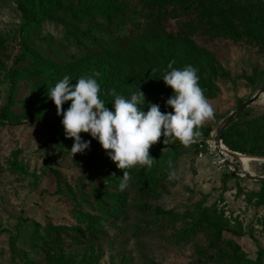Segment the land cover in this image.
<instances>
[{
	"label": "rangeland",
	"instance_id": "rangeland-1",
	"mask_svg": "<svg viewBox=\"0 0 264 264\" xmlns=\"http://www.w3.org/2000/svg\"><path fill=\"white\" fill-rule=\"evenodd\" d=\"M61 18L60 13L50 11L42 23L24 28L16 1L0 0V37L8 44V51L0 58V113L5 111L11 120L23 119L18 125L0 124V264L77 263L97 258L98 264H246L257 261L260 252L264 264L261 187L224 163L214 142L228 116L264 89V57L247 46L227 43H217L210 51L219 73L224 70L228 74V79H218L215 97L208 100L214 119L200 128L201 133L210 129L212 137L205 143L196 138L186 146L170 183L150 202L145 219L141 223L136 216L119 220L95 245L79 247L66 240V251L52 248L46 234L49 226H78L76 214L82 203L72 197L80 200V182L86 172L76 165L79 153L73 157L70 153L74 140L62 145L52 138L45 125L47 103L40 104L33 97L34 91L43 92L52 80L18 81L14 85L9 80L15 55L25 42L46 58L70 59L75 45L57 23ZM95 61L90 56L88 68H77L60 80L69 76L75 84L81 77L92 76ZM187 62L178 60L174 68L183 69ZM110 68L105 74L118 81L122 75L116 76ZM84 71L88 73L82 76ZM60 80L53 81L51 89ZM263 114L264 94L234 121L245 122ZM29 117L43 121L32 122ZM242 156L248 159L245 165L233 157L228 159L239 169L264 176V157ZM52 170L62 175V187ZM82 205L81 210L94 212ZM156 210L171 212L175 221L168 215L155 217ZM199 225L190 240H179L185 231ZM134 226L149 228L152 234L140 238L131 232Z\"/></svg>",
	"mask_w": 264,
	"mask_h": 264
},
{
	"label": "trees",
	"instance_id": "trees-1",
	"mask_svg": "<svg viewBox=\"0 0 264 264\" xmlns=\"http://www.w3.org/2000/svg\"><path fill=\"white\" fill-rule=\"evenodd\" d=\"M25 20L24 28L42 23L50 11L58 12L62 18L57 22L74 41L75 52L69 60L44 57L25 42L15 55L10 83L29 81L39 83L52 81L39 92L34 91L35 101L47 103L44 118L53 139L62 145L69 143L62 126V116L48 99L53 81L64 75H72L77 68H88L89 57L96 59L90 71L99 73L97 82L101 86L100 98L110 109L115 95L130 98L138 88L144 93L148 104H159L162 112H171L166 100L173 90L166 86L162 76L167 65L188 59V65L198 69L199 85L207 100L215 97V83L219 78L228 79V74L216 64L211 50L217 43L247 46L264 57V1L262 0H15ZM8 51L6 40L0 37V58ZM173 64V67L175 66ZM22 65L21 68H19ZM24 65V66H23ZM116 71L122 76L118 81L105 74V70ZM208 67V71H204ZM82 73V76L87 74ZM206 77H205V75ZM111 90V91H110ZM110 91V93H109ZM115 94V95H114ZM70 101L63 105L67 110ZM32 122L43 121L29 117ZM23 119L11 120L5 111L0 113V124L18 125ZM212 131L206 130L199 139L206 142ZM85 140L91 145L84 154H79L76 165L86 174L81 179V197L72 199L94 212H77L78 226L75 228L53 227L47 229L52 248L59 252L68 249L65 241L79 247L97 244L105 237V231L119 220L136 216L140 223L148 215L149 204L156 200L160 191L170 183L176 169L175 163L183 156L186 146L175 140L170 145L162 143L163 136L150 149L155 159L148 169L140 166L130 170L131 180L124 191L119 190L123 171L117 169L102 146L88 134ZM223 144L231 151L246 156L264 157V114L248 121H234L222 135ZM199 147H203L202 144ZM166 149V150H165ZM58 185L63 186L62 175L52 170ZM228 179L230 175L226 176ZM261 187L258 194L264 203V182H254ZM171 216V212L156 210L155 217ZM204 215L200 217L203 219ZM172 221L175 217L171 216ZM128 221V220H127ZM127 221L125 223H127ZM199 222L198 224H200ZM82 227V228H81ZM201 226L185 231L180 241H188ZM223 230L218 232L221 235ZM134 235L148 238L149 228L134 226ZM239 262L241 260H238ZM56 264H98L99 258L72 263L55 261ZM246 264H263V254L257 261Z\"/></svg>",
	"mask_w": 264,
	"mask_h": 264
},
{
	"label": "clouds",
	"instance_id": "clouds-1",
	"mask_svg": "<svg viewBox=\"0 0 264 264\" xmlns=\"http://www.w3.org/2000/svg\"><path fill=\"white\" fill-rule=\"evenodd\" d=\"M175 61L167 65L162 76L163 82L173 92L165 102L171 112H162L159 104L147 103L138 88L130 98L115 95L110 110L100 98L101 86L97 82L99 73L81 77L75 84L65 76L50 90L48 99L54 102L57 115L62 116L65 137L73 139L70 153L84 154L91 141L81 133L88 134L106 151L109 159L123 171L119 190L129 186L133 167L150 169L155 159L149 149L163 136L162 143L170 145L179 140L184 146L195 142L202 135L200 128L206 121L214 119V110L199 85L198 69L191 65L183 69L173 67ZM71 102L67 110L63 105ZM166 150V149H165Z\"/></svg>",
	"mask_w": 264,
	"mask_h": 264
},
{
	"label": "water",
	"instance_id": "water-1",
	"mask_svg": "<svg viewBox=\"0 0 264 264\" xmlns=\"http://www.w3.org/2000/svg\"><path fill=\"white\" fill-rule=\"evenodd\" d=\"M264 94V89L261 90L258 94H256L252 99L249 101L243 103L241 106H239L234 112H232L228 118L221 124V126L218 128L215 136H214V142H215V148L219 155V157L226 163L229 167H231L237 174L241 176H245L248 179H251L256 182H264V176H255L250 174L248 171H245L243 169H239L237 166L233 164L232 161H230L226 156L220 151V148L224 146L222 141V135L224 131L234 122V120L246 109L254 105L256 102H258Z\"/></svg>",
	"mask_w": 264,
	"mask_h": 264
},
{
	"label": "bare ground",
	"instance_id": "bare-ground-1",
	"mask_svg": "<svg viewBox=\"0 0 264 264\" xmlns=\"http://www.w3.org/2000/svg\"><path fill=\"white\" fill-rule=\"evenodd\" d=\"M220 151H222V153L226 156V158L233 157V158L237 159L239 162H241V164H243V165H245L246 162L248 161V159L245 156L234 153V152L230 151L229 149H227L225 146L220 148Z\"/></svg>",
	"mask_w": 264,
	"mask_h": 264
}]
</instances>
